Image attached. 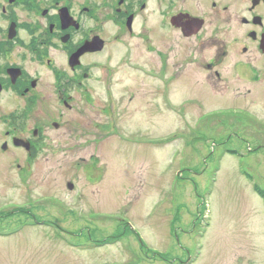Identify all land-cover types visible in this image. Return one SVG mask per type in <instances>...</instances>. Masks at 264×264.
<instances>
[{"label": "rangeland", "instance_id": "1", "mask_svg": "<svg viewBox=\"0 0 264 264\" xmlns=\"http://www.w3.org/2000/svg\"><path fill=\"white\" fill-rule=\"evenodd\" d=\"M205 85L171 113L140 99L104 131L111 118L78 100L35 171L0 185V205L59 198L33 209L56 225L0 212V264H264V105Z\"/></svg>", "mask_w": 264, "mask_h": 264}, {"label": "flooded vegetation", "instance_id": "2", "mask_svg": "<svg viewBox=\"0 0 264 264\" xmlns=\"http://www.w3.org/2000/svg\"><path fill=\"white\" fill-rule=\"evenodd\" d=\"M205 80L264 105V0H0L1 188L54 150L78 100L111 118L102 131L118 129L140 99L171 113L173 96L207 91ZM48 198L0 206L17 204L27 227L56 225L33 212Z\"/></svg>", "mask_w": 264, "mask_h": 264}, {"label": "water", "instance_id": "3", "mask_svg": "<svg viewBox=\"0 0 264 264\" xmlns=\"http://www.w3.org/2000/svg\"><path fill=\"white\" fill-rule=\"evenodd\" d=\"M85 49V48H84ZM81 51H84L83 49ZM70 188H73V185H69Z\"/></svg>", "mask_w": 264, "mask_h": 264}]
</instances>
